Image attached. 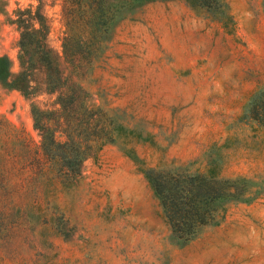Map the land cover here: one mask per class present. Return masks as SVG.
Here are the masks:
<instances>
[{
	"label": "rangeland",
	"instance_id": "obj_1",
	"mask_svg": "<svg viewBox=\"0 0 264 264\" xmlns=\"http://www.w3.org/2000/svg\"><path fill=\"white\" fill-rule=\"evenodd\" d=\"M61 1L40 0L56 51ZM37 2L0 0V54L14 69L17 30L5 12ZM104 3L81 76L86 102L113 121V139L68 186L37 185L33 169L0 173V211L18 213L0 215V264H264V126L242 113L264 86V0ZM32 99L50 106L52 96ZM30 101L0 85V114L37 141ZM146 167L216 180V219L177 240Z\"/></svg>",
	"mask_w": 264,
	"mask_h": 264
},
{
	"label": "trees",
	"instance_id": "obj_2",
	"mask_svg": "<svg viewBox=\"0 0 264 264\" xmlns=\"http://www.w3.org/2000/svg\"><path fill=\"white\" fill-rule=\"evenodd\" d=\"M60 14L64 29L60 51H56L47 41L50 25L40 0L34 6L16 5L5 12V19L17 30L16 68L7 53L0 54V85L31 98L32 125L39 139L33 141L0 114V173L4 169H33L30 179L37 185L72 184L83 160L113 139V121H106L100 105L86 102L81 76L97 49L107 4L104 0H62ZM40 92L52 96L50 106L32 99ZM256 95L257 101L247 102L242 113L256 112L264 126V86ZM143 174L177 240H187L199 225L216 219L213 201L222 192L216 180L198 172L151 167L144 168ZM13 214L18 213L0 211L2 217Z\"/></svg>",
	"mask_w": 264,
	"mask_h": 264
}]
</instances>
